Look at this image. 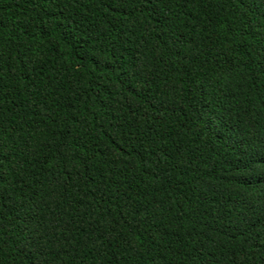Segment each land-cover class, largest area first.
I'll return each instance as SVG.
<instances>
[{"label": "trees", "instance_id": "16d2710c", "mask_svg": "<svg viewBox=\"0 0 264 264\" xmlns=\"http://www.w3.org/2000/svg\"><path fill=\"white\" fill-rule=\"evenodd\" d=\"M0 264H264V0H0Z\"/></svg>", "mask_w": 264, "mask_h": 264}]
</instances>
